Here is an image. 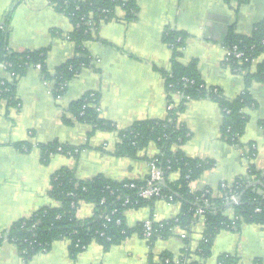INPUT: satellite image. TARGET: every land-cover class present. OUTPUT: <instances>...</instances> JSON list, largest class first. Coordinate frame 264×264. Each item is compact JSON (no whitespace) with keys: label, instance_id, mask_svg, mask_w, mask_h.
Returning <instances> with one entry per match:
<instances>
[{"label":"crops","instance_id":"obj_1","mask_svg":"<svg viewBox=\"0 0 264 264\" xmlns=\"http://www.w3.org/2000/svg\"><path fill=\"white\" fill-rule=\"evenodd\" d=\"M130 1V0H122ZM138 6L137 18L124 21L125 12L118 8L115 19L101 22L93 33V40L85 48L93 58L92 68H86L68 84L60 99L52 95L53 81L43 79L41 69H29L16 86L18 105L8 107L0 101V233L21 218L29 217L43 207H57L48 196L52 175L64 168L74 170L79 180L101 175L112 181L144 180L149 177V162L158 154L150 144L138 159L113 155L118 137L115 133L96 131L75 121L62 122L70 103L87 92L100 97V118L124 130L134 122L161 120L170 107L182 99L171 95L169 103L165 79L161 71H170L171 50L163 42L166 27L188 35L179 62L196 67L204 84L219 89L229 100L243 91V78L223 64L227 50L224 40L230 30L249 36L258 22L264 19V0H249L237 6L225 0H132ZM8 20V47L16 53L46 50L45 64L50 74L66 60L74 57L75 46L68 39L74 27L58 12L49 0H0V23ZM105 42V44H103ZM264 62L261 55L252 64L251 72ZM0 69V79L6 78ZM252 109L244 110L248 122L240 138V148L222 141V117L216 103L204 99L188 101L179 116L190 132L189 140L181 147L193 159L211 161L213 167L190 184V192L209 190L219 197L220 185L231 187L238 179H248L249 167L264 171V83H254ZM32 145L29 152L14 147L15 143ZM58 142L70 146L87 144L89 149L77 158L55 155L47 164L40 161L38 144ZM251 144L255 150L252 160L247 157ZM144 158V159H143ZM177 174L169 181L176 182ZM91 204L81 203L79 219L93 215ZM180 213V203L157 199L152 207L127 210L126 225L133 228L145 220L165 222ZM226 215L232 219L233 212ZM204 223L197 218L186 233L194 252L202 238ZM178 230L166 240H158L153 249L137 235L108 251L91 243L73 262L68 241L52 244L50 250L34 255L25 262L16 247L4 242L0 245V264H147L150 252L155 261L168 252L177 258L186 245ZM235 259V264H264V227L243 224L238 232L221 231L214 239L211 254L203 264H220V258Z\"/></svg>","mask_w":264,"mask_h":264},{"label":"trees","instance_id":"obj_2","mask_svg":"<svg viewBox=\"0 0 264 264\" xmlns=\"http://www.w3.org/2000/svg\"><path fill=\"white\" fill-rule=\"evenodd\" d=\"M55 4L58 12L66 16L74 29L68 39L75 46L74 57L58 66L54 74L46 68V50L26 51L16 53L9 49L8 20L0 23V69L6 78L0 79V101H5L8 107L18 105L16 86L29 69L40 65L43 79L53 81L52 95L55 99L63 97L69 82L81 73L83 69L92 68L93 58L85 48V44L92 41L93 33L101 22L115 19V11L120 8L125 12L124 21L132 22L137 18L138 6L132 0H49ZM226 3L235 2L237 6L246 4L249 0H225ZM188 35L182 31L171 30L166 27L163 42L171 50L170 71H161L165 79L168 101L171 95L181 97V103L168 110L167 116L161 120H145L134 122L124 130L100 118L97 93L87 92L80 99L70 103L67 115L62 116L65 125L73 121L92 127L91 137L96 131L115 133L118 143L113 155L138 159V155L150 144H154L158 154L147 160L153 161L161 174L160 188L165 198L171 197L172 203H180V213L172 220L163 222L162 229L154 226V232L147 241L150 249L158 240H166L172 233L171 229L178 227L186 233H191L197 216L202 210L204 230L202 238L194 252H191L190 241L185 239L186 248L175 258L168 252L162 253L157 261L150 252L147 264H203L209 258L213 242L221 231L238 232L243 224L260 225L264 227V171L260 172L251 165L248 179H238L228 188L219 187V197H212L209 190L190 192V184L213 167L211 161L187 157L181 147L189 140L190 132L179 116L188 101L210 100L220 109L222 122L220 138L225 143L240 148V138L244 134L248 117L244 110L252 109L255 102L251 95L254 83H264V62L256 66L251 72L252 60L264 55V19L255 24L249 36L235 34L230 30L224 45L229 56L223 62L234 73L243 78V91L233 100L225 98L217 88L208 87L200 77L196 62L188 66L180 64L182 48ZM105 44V42H103ZM235 53L242 57L235 58ZM264 132V124H261ZM14 147L22 152H29L32 145L27 142L15 143ZM40 151V161L47 164L55 155L77 158L81 151L89 149L87 144L70 146L52 142L36 146ZM255 150L249 144L247 157L252 160ZM144 159V158H143ZM170 174H177L176 182L169 181ZM149 178V177H148ZM148 178L144 180L112 181L101 175L84 181L75 176L74 170L60 169L56 171L50 182L48 196L58 203L57 207H43L29 217L21 218L0 233V245L7 242L16 247L19 256L29 261L34 255L48 252L53 243L68 241L70 259L74 262L79 254L91 244L100 245L104 251L122 244L133 235L142 238L143 223L133 228L126 225L124 213L127 210H137L142 207H152L157 199L143 200L138 197V190L130 189V184L137 188L144 187ZM164 182V186L161 183ZM238 199L237 205H232L230 197ZM126 201H129L126 204ZM170 202V203H171ZM81 203L91 204L93 215L89 218L78 219L77 209ZM232 210L233 218L226 213ZM258 210V211H257ZM109 216V222L104 220ZM235 259L220 258V264H235Z\"/></svg>","mask_w":264,"mask_h":264},{"label":"built area","instance_id":"obj_3","mask_svg":"<svg viewBox=\"0 0 264 264\" xmlns=\"http://www.w3.org/2000/svg\"><path fill=\"white\" fill-rule=\"evenodd\" d=\"M53 7H55L56 5L53 4V3H50ZM229 52H227L226 54V57L224 58V62L227 60V57L229 56ZM242 57V54L240 53H235V58L239 59ZM256 61V59L252 60V64ZM37 69H41L40 68V65H36L35 66ZM173 107H170L169 110H172ZM149 168H150V173H149V178L147 180V183L145 184L144 187H141V188H137L135 184H130L129 185V188L130 189H136L138 190V197L140 199H143V200H149V199H161V200H165L167 202H171L172 198L171 197H168V198H165L163 195H162V191H161V188H160V182H161V174H160V171L159 169L157 168V166L155 165V163L153 161H151L149 163ZM221 187L223 188H228L230 189L228 186L222 184ZM230 201L232 203V205H237L238 204V199L232 195L230 197ZM129 201H126V204L128 203ZM78 210V209H77ZM258 211V210H257ZM77 213V212H76ZM77 216V215H76ZM197 216L199 218H202V210H198L197 211ZM78 218V217H77ZM79 219V218H78ZM104 220H106V222H109V216H105L104 217ZM142 228H143V239L146 240V242L151 238V236L153 235V232H154V226L156 225L157 228L159 229H162L166 224H164L163 222H153L152 220H145L144 222H142ZM178 230L180 233V236L182 237V239H187V235L186 233L181 230L180 228L178 227H174L173 229H171V233H173L174 231Z\"/></svg>","mask_w":264,"mask_h":264},{"label":"rangeland","instance_id":"obj_4","mask_svg":"<svg viewBox=\"0 0 264 264\" xmlns=\"http://www.w3.org/2000/svg\"><path fill=\"white\" fill-rule=\"evenodd\" d=\"M143 243H145L146 242V240H144V239H140ZM63 241H65V240H63ZM153 249V248H152Z\"/></svg>","mask_w":264,"mask_h":264},{"label":"water","instance_id":"obj_5","mask_svg":"<svg viewBox=\"0 0 264 264\" xmlns=\"http://www.w3.org/2000/svg\"><path fill=\"white\" fill-rule=\"evenodd\" d=\"M161 185H163V186H164V182H162V183H161ZM263 188H264V186H263Z\"/></svg>","mask_w":264,"mask_h":264}]
</instances>
